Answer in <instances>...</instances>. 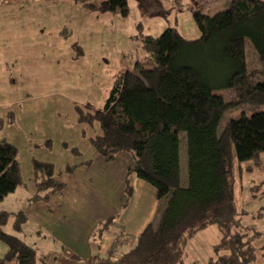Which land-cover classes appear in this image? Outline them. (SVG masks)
<instances>
[{
	"label": "trees",
	"instance_id": "trees-1",
	"mask_svg": "<svg viewBox=\"0 0 264 264\" xmlns=\"http://www.w3.org/2000/svg\"><path fill=\"white\" fill-rule=\"evenodd\" d=\"M70 1L90 13L127 15V0ZM192 18L199 38L186 40L174 28L157 37L140 35L143 59L116 77L103 107L77 109L81 122L100 127L101 135L90 140L95 155L109 163L120 153L131 154L127 176L149 184L158 203L156 220L138 235L133 249L100 264H183L187 241L208 227L220 235L209 264H250L255 257L260 234L250 236L236 219L232 155L243 163L264 153V88L251 79L245 54L248 40L264 68V1L231 0L227 10L213 16L194 7ZM148 62L153 68L144 70ZM217 91H233L235 103L214 104ZM160 104L163 114L154 116L152 107ZM244 105L262 109L230 119L218 135L224 114ZM2 126L0 120V131ZM180 133L186 136V187L180 184ZM16 155L12 145L0 141V202L24 185ZM31 165L32 201L64 188L53 164ZM16 216L19 223L23 214ZM8 218L0 212V228ZM0 241L7 248L0 264H39L34 250L15 237L0 232ZM260 250L264 257V246Z\"/></svg>",
	"mask_w": 264,
	"mask_h": 264
},
{
	"label": "rangeland",
	"instance_id": "rangeland-1",
	"mask_svg": "<svg viewBox=\"0 0 264 264\" xmlns=\"http://www.w3.org/2000/svg\"><path fill=\"white\" fill-rule=\"evenodd\" d=\"M99 1L93 4L97 6ZM230 1L127 0V15L123 17L119 12L90 13L70 0H56L30 5L23 20L15 14H1L0 141L16 149L23 182L32 184L33 161L53 164L57 172L64 164L73 166L91 158L94 150L90 140L100 136L101 130L96 122H81L77 109L87 112L85 104L97 110L103 107L116 77L143 59L140 35L157 37L174 28L184 39L195 40L200 32L192 9L200 8L202 14L213 16L227 10ZM245 54L251 79L264 88V68L248 40ZM143 66L144 70L153 68L151 62ZM213 99L216 105L236 101L233 91H217ZM164 107H152L154 116L162 115ZM261 109L244 105L225 113L217 134L230 119L241 114L249 117ZM185 137L184 133L178 137L182 187L188 184ZM75 150L77 154L71 153ZM232 156L236 219L250 236L260 234L254 241L255 257L250 264H264L260 250L264 246V153L243 163ZM142 192L147 206L150 194ZM130 207H126L125 216L133 219L137 211L132 217ZM219 238L216 227L190 238L183 264H209Z\"/></svg>",
	"mask_w": 264,
	"mask_h": 264
},
{
	"label": "crops",
	"instance_id": "crops-1",
	"mask_svg": "<svg viewBox=\"0 0 264 264\" xmlns=\"http://www.w3.org/2000/svg\"><path fill=\"white\" fill-rule=\"evenodd\" d=\"M55 1L0 0V15L15 14L23 20L30 5ZM131 164L129 153H120L109 163L94 153L87 161L64 164L56 172V180L64 188L36 202L32 201L33 180L29 186L23 182L0 202V212L9 215L0 232L33 249L39 264H100L106 259L115 260L133 249L138 235L156 220L158 210L154 189L133 175L127 176ZM67 167L74 169L67 172ZM142 191L150 194L147 206ZM128 205L132 217L137 211L133 219L125 216ZM18 213L23 214L19 223ZM139 214L142 216L138 219ZM6 252L1 242L0 258Z\"/></svg>",
	"mask_w": 264,
	"mask_h": 264
}]
</instances>
